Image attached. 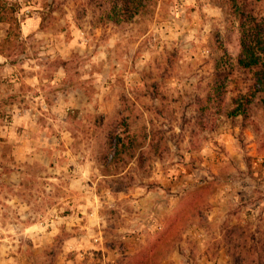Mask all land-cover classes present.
I'll return each instance as SVG.
<instances>
[{
  "label": "rangeland",
  "instance_id": "374dc122",
  "mask_svg": "<svg viewBox=\"0 0 264 264\" xmlns=\"http://www.w3.org/2000/svg\"><path fill=\"white\" fill-rule=\"evenodd\" d=\"M5 1L20 31L4 41L0 22V264H120L171 236L158 264H201L226 254V226L264 229V95L250 109L259 130L204 102L236 51L238 9L264 26V0H154L120 25L91 0ZM68 88L71 102L51 103ZM18 97L46 105L16 118ZM85 231L84 248L65 247Z\"/></svg>",
  "mask_w": 264,
  "mask_h": 264
},
{
  "label": "trees",
  "instance_id": "16d2710c",
  "mask_svg": "<svg viewBox=\"0 0 264 264\" xmlns=\"http://www.w3.org/2000/svg\"><path fill=\"white\" fill-rule=\"evenodd\" d=\"M99 7L107 5L104 11V19L115 25L126 23L138 14L150 11L154 0H91ZM19 8L18 2L3 0L0 3V22L7 25L4 41H10L12 37H19L20 23L15 15ZM237 37L232 38L235 53L224 50L220 61L215 67V78L211 88L205 96V105L209 108L214 104L220 105L227 102L221 109L223 113L231 118L240 116L243 123L259 130L250 114L251 103L259 94L264 95V26L255 22L250 12L244 14V10L238 9L237 15ZM239 75V87L234 88L233 94L227 96L223 90L226 80L231 74ZM249 75V77H246ZM240 75H244L242 79ZM260 98V97H259ZM264 102L263 98H260ZM202 109V107H201ZM205 107H203V110ZM220 111V110H217ZM122 143V142H121ZM123 144V143H122ZM116 142L117 152L126 149ZM246 226H226L223 230L222 244L226 249L231 264H264V229L249 231ZM174 236L166 239L158 238L150 245L148 252H138L129 258H122L120 264H158L165 257L173 244ZM165 245V247H164Z\"/></svg>",
  "mask_w": 264,
  "mask_h": 264
},
{
  "label": "crops",
  "instance_id": "0c3cea01",
  "mask_svg": "<svg viewBox=\"0 0 264 264\" xmlns=\"http://www.w3.org/2000/svg\"><path fill=\"white\" fill-rule=\"evenodd\" d=\"M27 9L29 10V8H27ZM27 20L31 21L30 22L31 25H35V23H37L36 22L37 21V17H35V12H33L32 16L27 17L26 21ZM63 90L64 91H58L57 92L58 95L53 97V102H51V103H53L55 106L56 105H61V104H67V101L71 102V100H70L71 98L69 100H67V101H65V100L67 99L68 96H72L74 91H71V93H68V92H70L69 91L70 88H68L67 90L66 89H63ZM71 90H74V89L71 88ZM75 92H76V89H75ZM17 96H19V95H17ZM43 101L44 100L40 99V98H36V99L32 98L31 100H29V99H24L23 97H21V98L18 97V101L14 103V106L16 108V110L14 112L15 117L16 118L18 117V118L22 119V118H24L26 116H29V117H31V119L32 118L34 119L36 117L37 113L39 112V110L37 109V106L39 104H45ZM21 115H24V116L21 117ZM21 121L23 122L24 120H21ZM25 123L26 122H24V124ZM238 181H239V183H241V185H242L241 187L243 188V191H247L246 187H248V185L254 183L253 180H238ZM235 183L236 182L234 181V185H235ZM74 184L76 185V183H74ZM233 188L234 189H236V188L239 189L240 187L236 186V188L235 187H233ZM79 189H81V187ZM234 189L231 191V193L228 195V197L235 198V196H234L235 195V190ZM257 189L258 190L256 191L255 204L257 205V209L263 211V213H264V210H263V208H264V177H263V180H261V183L258 184V188ZM75 214L76 215H74V213H72L71 215H68V216H73V219H75L76 224L79 225V226L81 225L83 227L82 224H83L84 216H80L78 213H75ZM84 227H86V226H84ZM91 235H93V233ZM83 236H86V237H84L86 239L87 238V232H86V234H83V235H79V234L75 235L73 237V239H70V240H68V242H66L65 247L67 245V247L70 246L71 249L77 248V247L84 248L86 243H84L82 245V241L84 239V238H82ZM3 239H6L7 242H0V246H7V247L10 246L9 245V244H11L10 239L7 236H5ZM88 242H90V239L88 240ZM9 259L7 258V259H5V261H9ZM227 261H228V257L223 252V254L221 253V256L219 258H215V257L211 258L210 256L209 257H203L200 260V263L201 264H228Z\"/></svg>",
  "mask_w": 264,
  "mask_h": 264
},
{
  "label": "built area",
  "instance_id": "2783aa9c",
  "mask_svg": "<svg viewBox=\"0 0 264 264\" xmlns=\"http://www.w3.org/2000/svg\"><path fill=\"white\" fill-rule=\"evenodd\" d=\"M24 11L27 12V11H29V10H28L27 8H25ZM97 239H98L97 237H94V238H93L94 241H97Z\"/></svg>",
  "mask_w": 264,
  "mask_h": 264
}]
</instances>
